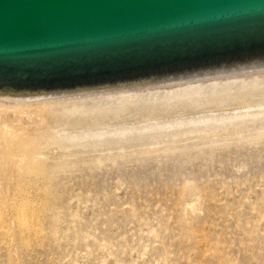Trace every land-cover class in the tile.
<instances>
[{"label":"rangeland","instance_id":"obj_1","mask_svg":"<svg viewBox=\"0 0 264 264\" xmlns=\"http://www.w3.org/2000/svg\"><path fill=\"white\" fill-rule=\"evenodd\" d=\"M263 85L248 84L241 99L219 106L51 136L48 151L39 150L53 202L45 237L19 250L14 264H264ZM126 127L133 133L122 139ZM89 130L107 135L100 143L66 141ZM1 247L0 264H11Z\"/></svg>","mask_w":264,"mask_h":264},{"label":"water","instance_id":"obj_2","mask_svg":"<svg viewBox=\"0 0 264 264\" xmlns=\"http://www.w3.org/2000/svg\"><path fill=\"white\" fill-rule=\"evenodd\" d=\"M264 78V0H0V104Z\"/></svg>","mask_w":264,"mask_h":264},{"label":"bare ground","instance_id":"obj_3","mask_svg":"<svg viewBox=\"0 0 264 264\" xmlns=\"http://www.w3.org/2000/svg\"><path fill=\"white\" fill-rule=\"evenodd\" d=\"M248 84H251L250 89L255 90L259 88V85L264 84V78L0 104V114L3 113V116H0V244L5 247L1 248L6 250L8 262L14 264L15 257L19 258L17 256L19 250H26L27 247L32 246L31 244L40 242L45 237L46 232L44 233L42 220L46 206L48 204L53 205V202L52 198V204L49 201L51 196L49 191L50 176L48 177L46 168L49 162L42 157L43 155L40 154L39 150L42 146L47 145L51 136L54 138V135H57L58 137L61 132L66 131L67 128L70 129V127L72 129L75 125H78L76 127L81 129L80 124L85 123H100L108 119H115V123H117L116 119L118 122L120 119L121 121L123 119L136 120L138 118L154 120L160 114L163 117L165 113L167 115L179 111L181 113L182 110L196 108L198 105L199 109L208 105L218 104L219 106L228 99L233 98L232 101L241 99L242 91ZM234 88H236V91L233 90ZM262 89H264V85ZM248 94H251V92H248ZM200 97L204 98L200 102L196 101ZM221 98L224 101L221 100L222 102L217 103ZM216 99L218 100L214 102ZM61 113L65 115L64 118L60 117ZM244 116L247 118V114ZM212 119H215V117L205 118V121L202 120L201 123L210 122ZM200 120L198 119V122ZM224 120H227V117ZM180 122L177 125L184 124ZM193 122L196 123L197 121L192 120ZM230 122L232 123V121H229V124ZM152 123H149L150 126L148 125L150 128L153 125ZM85 125H82V127L88 126ZM108 125L112 124L109 123ZM62 126H66V128H61ZM78 128L76 129L78 130ZM157 128L159 129L158 126ZM128 129L123 130V132L120 130V138L124 139L133 133L132 131L130 133ZM137 129L139 130V128ZM113 131L108 134H112ZM139 131L138 133L136 130L135 134L140 135L142 131ZM91 133L86 131L83 134L77 133L78 135L70 134L69 137L67 136L68 139H65L68 142L70 141L71 144H77L80 141L86 142L85 140L91 137V139L94 138L92 140H97L100 143L107 135L105 132ZM60 136L62 135L60 134ZM120 138L119 140H121ZM60 139V137L57 138V140ZM59 143L61 142H57V145ZM48 147L51 146L48 144L44 148H47L48 151ZM50 154L52 155L53 152Z\"/></svg>","mask_w":264,"mask_h":264}]
</instances>
